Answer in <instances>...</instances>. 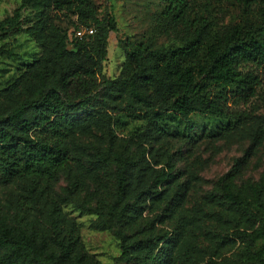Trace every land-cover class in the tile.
Returning a JSON list of instances; mask_svg holds the SVG:
<instances>
[{
    "label": "rangeland",
    "instance_id": "rangeland-1",
    "mask_svg": "<svg viewBox=\"0 0 264 264\" xmlns=\"http://www.w3.org/2000/svg\"><path fill=\"white\" fill-rule=\"evenodd\" d=\"M21 1L0 0V21ZM93 1L100 18L115 17L118 30L109 35L108 56L100 75L101 79L115 78L125 61L126 43L152 35L164 3ZM241 6L240 0H192L190 16L204 14L214 30L223 31L241 23ZM34 15V9L24 10L26 19ZM92 27L79 22L78 14L63 10L49 20L45 37L51 42L52 33L59 30L68 35L71 48L75 31ZM182 29L179 25L163 32L156 37L157 43H179ZM3 47L17 56L3 54ZM44 51L41 42L25 32L0 40V88L6 89L0 103L3 113L25 95L13 87L16 80L21 79L22 84L37 81L36 59ZM242 108L250 116L232 122L233 129L223 136L215 133L230 121L200 113L187 122L170 114L162 131L160 125L153 126L140 114L128 116L99 106L75 112L70 115L77 120L71 137L70 166L37 185L41 197L36 201L23 197L17 201L18 195L29 192V180L0 183V216L12 224L28 221L49 230V213L54 208L65 231L78 237L85 264H252L247 251L260 250L264 239L247 240L236 233H253L260 221L228 204L224 194L230 183L238 189L247 181L260 182L264 176V77L257 95ZM111 145L126 146L135 161L128 174L127 199L133 203L140 195L137 205L121 219L106 213L117 198L116 166L101 163L96 156L98 149ZM162 172L173 177L156 188L154 180ZM81 205L103 209L105 221ZM118 229L125 234L127 244L137 243L138 247L132 249L135 259L122 258L123 241L116 233ZM170 238L173 244L165 248L163 258L151 260L150 256ZM48 240L53 242L50 234Z\"/></svg>",
    "mask_w": 264,
    "mask_h": 264
},
{
    "label": "trees",
    "instance_id": "trees-1",
    "mask_svg": "<svg viewBox=\"0 0 264 264\" xmlns=\"http://www.w3.org/2000/svg\"><path fill=\"white\" fill-rule=\"evenodd\" d=\"M162 2L152 35L126 43L125 61L115 78L101 79L100 75L108 56V38L118 30L117 24L113 15L100 18L93 0H22L0 21V40L25 32L45 48L36 59L37 81L22 84L21 79L16 80L13 87L25 95L10 110L3 113L0 109V183H31L29 192L18 195L17 201L22 197L36 201L41 197L37 185L70 166L71 137L77 125L70 115L75 112L99 106L128 116L140 114L153 126L160 125L162 131L170 114L184 122L195 113L228 119V126L219 129L216 136L231 131L232 122L250 116L242 107L257 95L264 77V0H240L241 23L223 31L214 30L204 14L191 17L192 0ZM27 8L35 10L34 18L23 16ZM63 10L78 14L79 22L95 27L93 34L82 38L77 29L71 48L68 35L59 30H54L51 42L45 37L49 20ZM179 25L183 27L179 43H157V36ZM1 52L17 56L4 47ZM5 90L0 88V103ZM96 156L97 161L116 166L117 198L106 213L121 219L140 198L138 195L131 203L126 197L128 174L135 161L126 146L98 149ZM172 177L171 173H159L154 186ZM226 188L228 204L260 221L253 233L236 234L247 240L264 239V176L260 182L247 181L238 189L232 183ZM81 208L105 221L103 209ZM49 216V230L28 221L12 224L0 216V264H85L78 237L65 231L54 208ZM116 233L123 241L122 258L135 259L132 249L137 243L127 244L121 229ZM172 240L165 241L151 260H161ZM247 255L252 264H264V245L257 251L249 248Z\"/></svg>",
    "mask_w": 264,
    "mask_h": 264
},
{
    "label": "built area",
    "instance_id": "built-area-1",
    "mask_svg": "<svg viewBox=\"0 0 264 264\" xmlns=\"http://www.w3.org/2000/svg\"><path fill=\"white\" fill-rule=\"evenodd\" d=\"M94 33V29L93 28H85V29H80L77 31V36L82 38L84 35L88 34L91 35Z\"/></svg>",
    "mask_w": 264,
    "mask_h": 264
},
{
    "label": "water",
    "instance_id": "water-1",
    "mask_svg": "<svg viewBox=\"0 0 264 264\" xmlns=\"http://www.w3.org/2000/svg\"><path fill=\"white\" fill-rule=\"evenodd\" d=\"M74 50H76V49H74Z\"/></svg>",
    "mask_w": 264,
    "mask_h": 264
}]
</instances>
